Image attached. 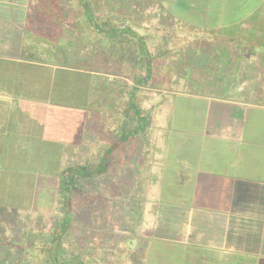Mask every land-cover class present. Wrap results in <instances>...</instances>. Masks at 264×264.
I'll use <instances>...</instances> for the list:
<instances>
[{
	"label": "crops",
	"instance_id": "crops-1",
	"mask_svg": "<svg viewBox=\"0 0 264 264\" xmlns=\"http://www.w3.org/2000/svg\"><path fill=\"white\" fill-rule=\"evenodd\" d=\"M152 3L157 6L156 15H169L174 22L157 34L169 39L154 46H165L171 53L185 47L201 53L206 48V68L212 65L217 71H211L212 76L205 64L199 66L201 75L189 80L195 89L176 95L187 99L185 124L175 121L170 112L165 114V123L158 122L163 104L157 98L153 106L147 102L150 108H146V91L151 89L146 86L149 77L142 72L146 66L138 64L136 76L125 78L134 86L128 88L134 90L133 102L154 114H150L147 135L122 143L112 153L114 166H121L117 185L126 191L137 185L141 191L137 192L143 199H139L143 214L139 228L145 234L147 259L152 238L164 245L160 250H167L163 264H171L174 253L177 264H264V0ZM59 5L55 0H0V154L5 156L0 157V201L12 196L14 188L20 190L14 192L16 197L34 196V182L59 181L60 171L48 170L47 174L43 166L47 174L43 176L29 168L43 164L45 143L52 138L60 148L56 147L55 155L59 165L97 164L113 147L112 132L127 109L118 107L117 102H124L125 97L115 93L116 86H108L112 84L96 66L100 63L106 70L123 73L130 69L128 61L119 63L111 56L103 65L93 55L99 48L95 41H91L90 58H79L90 60L82 67L69 62L64 49L67 43L58 41L53 54L46 48L56 45L50 37L54 31L63 33L73 25L66 13L54 10ZM34 15L39 21L50 19L38 24ZM35 25H42L46 35ZM34 34L41 37L39 48L45 57L34 48ZM82 34L86 36L76 30L73 36L77 40ZM135 34L144 40V35ZM254 67L260 76L254 74ZM227 68L236 70L230 79L225 76ZM242 68H249L254 80L249 81L252 88L248 92L241 85ZM113 76L120 79L118 74ZM228 83L237 88L227 87ZM104 86L109 101L106 114L113 117L110 109L117 112L113 126L105 130L99 126V115L104 112L98 108ZM30 158L37 160L30 162ZM31 173L36 178L27 176ZM99 189L91 187L90 194ZM43 191L38 194H48ZM160 195L168 199L161 201ZM155 254L163 261L160 251Z\"/></svg>",
	"mask_w": 264,
	"mask_h": 264
},
{
	"label": "rangeland",
	"instance_id": "rangeland-1",
	"mask_svg": "<svg viewBox=\"0 0 264 264\" xmlns=\"http://www.w3.org/2000/svg\"><path fill=\"white\" fill-rule=\"evenodd\" d=\"M91 1V7L95 18L100 19V21L103 22L106 21L112 27H116L119 29L129 28L135 33L138 31L139 34H142V36L144 35V40L149 52L152 55V64L150 66L143 64L144 67L146 66L147 68H142V72L149 77L146 81L147 84H149L146 86L147 88H151L149 91H146L145 106L146 108H150L148 105L149 101V104H151L150 106H153V99L157 98L159 102H161V105L163 104V107H161V109H163H159L160 114L157 116L158 122L165 123L167 121V116L165 114H167V112H170L171 117L174 113L173 119L175 121L183 122V124H185L187 122L185 114L186 112H188V107L186 106L187 99L185 100L184 97L178 98L179 96L176 95L181 92H188L190 91L189 89H195V84L190 83L189 80L201 75V72L203 70L199 69V66L204 64V68L208 66V63L205 62V59L208 56V49L203 48L201 53H192L189 47H185L186 49L182 48V50H180L178 48L177 52L171 53L168 49H166L167 47L165 46L163 47V49L156 47L158 41H167L169 39L168 37L167 39L163 37H157V34H159V32L167 31L168 29H170L173 26L174 22L169 21V15L161 16L155 14L157 6L152 3L153 0ZM59 2L60 5L55 6L54 10L56 12L66 13L67 16L69 13H72V8L80 9V7L77 5H80V2L78 0H55V3ZM41 5V8H47L46 5ZM45 19H43L42 17V19L39 21L37 20L36 15H34V23L37 22L38 24H44L46 23ZM47 19L49 20L50 18ZM34 27L35 29H39L40 27L39 32L41 31L40 33L45 34L42 25H35ZM86 30L84 31V33L86 32V36L82 34L81 36L76 37L77 40L73 36L76 31L74 29L68 28L64 31L61 30V32L63 31V33L54 31V33L50 37L53 42H56V45H54V47L53 45L49 47L46 46V48L52 50L53 54L55 53L54 51L58 49V41H60V43L64 46L65 43H67L68 45H66L64 49H66V57L68 58L69 62H71L72 65L76 67H82L86 65V62L90 60L84 59V62L82 60H78L81 56L90 58V55H92L93 53L91 52V50H89V48H92L91 43L95 41V37H93V39L91 40V35L88 34L91 31L88 32V30ZM130 33H122L118 37L117 43L119 45V48H122L121 50L125 51V49L123 48L128 47H132V49L137 50L136 39ZM34 37L35 38H33V40L35 42L33 43V45L36 52H38L41 57H45V53H43V51L39 48V46L42 45L40 43V35L34 34ZM155 44L156 46H154ZM43 45L45 46L46 44ZM62 48L63 47H60L59 49L61 50ZM49 53L51 52L49 51ZM98 60H100V58ZM92 64L95 63L92 61ZM98 67V70L101 71L100 73L103 74L102 76H105V80L109 81V84H112L108 86H113L114 88L116 86L117 88L115 89V93L117 90L120 97L122 95L123 97H125L124 102L122 100H119L117 102L118 107L121 109L123 108L124 110L125 108H127L128 101L130 103L134 100V90H132V92L128 91V88H132L134 86L131 83L130 85H128L129 82L125 78L127 77L132 80V76L134 74H137L138 70L134 68V65L132 64H130V69L124 70L123 73L116 70H106L104 66L100 65V63L96 66V68ZM148 68L149 70H147ZM254 68V74L257 75V73H259V75L257 76H260L259 69ZM206 70H208V74L212 76L217 71L213 69L212 65L210 66V70L209 68H206ZM211 71L214 73H212ZM235 71L236 70H233L232 68H227L225 76L229 78ZM142 72H140V74ZM250 72L251 71L249 70V68H242L241 74L239 73L241 75V80L243 81L241 84L242 88L247 92L252 88L251 84L249 83V81L253 80L249 76ZM113 73L118 74L120 76V79H116L114 76L112 77ZM261 76L264 77V70L261 71ZM155 82H157V84H155ZM119 86L123 87V90H119ZM236 86L237 85H234L233 83L227 84V87L231 88H237ZM106 91L107 88L104 86L103 89L100 90L102 94H100V96L102 97L98 100V108L100 112H104L103 115H99V126H103L102 128L109 127L110 125L113 126L114 121L116 120L115 115L117 113L116 110L110 109L111 115L114 116L111 117L108 113L106 114L107 105H109V101L107 103L104 96ZM153 92L155 93V95H153ZM149 114H152V110L151 113L149 111ZM177 119L181 121H178ZM168 120L170 121L169 118ZM169 125H171V122H169ZM105 128L103 130H105ZM171 136H174V134H172ZM45 145V156L47 155V157H45V161L43 160V164L36 165L34 163V165L36 166L29 167L31 169L33 167L34 171L36 169V171H39L40 175L43 176H46L48 174V170L49 172L52 171L53 173L55 171H61L65 166H67L65 164L59 165L57 163L58 158L55 157V155H57L58 153L59 146L58 143L53 140V138L51 139V141L45 143ZM0 157L2 160L5 158V156L2 155ZM32 160L35 162L37 159L30 158V162H32ZM64 161H66L65 157ZM43 166L46 167L47 174L44 173L45 169L43 168ZM27 176L30 179L36 178V176L32 173ZM121 177V166H114L113 171L108 177L105 176L104 178L98 179L100 180L99 190H94L91 194L89 193V197L75 200L72 203V207L69 210L71 223L68 229L69 235L71 237L66 242V250L80 253L85 260L91 261V263L95 264L166 263L165 259H167V250H160L164 245H161L159 241L152 240V238H149L150 251L148 252L147 259V244L144 240L146 239L145 234L143 229L139 228V225L141 223L140 218L143 214L140 212L142 206L139 201L142 196L137 194V192L139 193L141 191L137 190V185H135L134 188H131L130 191L121 189L120 185H117L120 184ZM134 178H138V175H136ZM113 181H115V185L113 184ZM58 185L59 181L57 179L50 181L49 184H46L44 181L34 182V196L16 197V195H14V192L17 193L20 190L16 191L17 188H14L12 189V196L3 198V200L0 201V264L2 259L8 256V253L10 254V264H25V260H23L22 257L26 256L27 254L19 256V251L17 249L20 246H24L25 248L28 244V241H38L40 237H42L43 239L50 237L54 229L55 221H58L57 217H55V215L58 214ZM97 186V184H94V187L98 188ZM40 189H46V191L43 192H46L48 194L39 195L38 193ZM165 199H168V197L160 195L161 201H164ZM145 203V206L149 208L150 204H148V201H146ZM156 251L161 252V258H163V261L158 260L157 256L159 255L155 254ZM66 253L67 252H65V254ZM30 256L32 257L31 253L29 257ZM173 258L174 260L171 264H177V261H179L177 259V253L173 254Z\"/></svg>",
	"mask_w": 264,
	"mask_h": 264
},
{
	"label": "trees",
	"instance_id": "trees-1",
	"mask_svg": "<svg viewBox=\"0 0 264 264\" xmlns=\"http://www.w3.org/2000/svg\"><path fill=\"white\" fill-rule=\"evenodd\" d=\"M78 1L80 5H77L80 9L72 8V15L68 14L71 18L70 20L73 22L71 29L82 31V33L87 29L88 32L91 31L88 33L89 35H93L92 33H94L95 42L99 48L98 52L93 55L99 57L103 65H106V59H109L111 56L119 63L128 61L134 65V68L138 64H145L147 66L152 64V55L142 37L137 36L129 28L119 29L112 27L106 21L103 22L95 18L91 7V0ZM122 33L133 35L137 42V50L132 49V47L123 48L125 51L119 48L117 42L118 37ZM151 124L152 116L131 101L129 107L125 109L123 117L117 123V128L112 132L113 147L105 152L102 158L99 157L97 164H71L58 172V214L55 215L58 221H55L54 229L49 238L43 239L40 237L38 241L27 240L28 244L25 248L24 246H20L17 249L19 256L27 254L22 257L25 260V264H95L85 260L80 253L66 250V242L71 237L68 232L71 223L69 210L75 200L90 196V188L94 187V184L100 187V180L98 179L104 178L114 166L112 153L116 147L131 139H135L136 141L138 138L141 139L144 135L148 134ZM65 252L67 253L65 254ZM30 253L32 257H29ZM9 255L8 253V256L2 259L1 264H10Z\"/></svg>",
	"mask_w": 264,
	"mask_h": 264
}]
</instances>
